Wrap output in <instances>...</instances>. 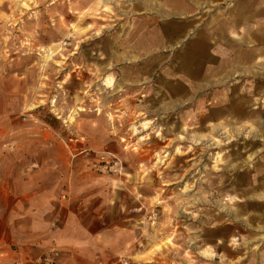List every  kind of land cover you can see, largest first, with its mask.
<instances>
[{
  "label": "rangeland",
  "instance_id": "obj_1",
  "mask_svg": "<svg viewBox=\"0 0 264 264\" xmlns=\"http://www.w3.org/2000/svg\"><path fill=\"white\" fill-rule=\"evenodd\" d=\"M241 1L0 0V188L126 231L104 264H264V41L217 29Z\"/></svg>",
  "mask_w": 264,
  "mask_h": 264
},
{
  "label": "crops",
  "instance_id": "obj_2",
  "mask_svg": "<svg viewBox=\"0 0 264 264\" xmlns=\"http://www.w3.org/2000/svg\"><path fill=\"white\" fill-rule=\"evenodd\" d=\"M235 5L229 20L220 24L218 31L223 32V25L230 24L234 28L244 24L246 34L252 37L256 34L257 39L264 41V0H242ZM135 19L132 20L134 25ZM255 23L260 27L253 28ZM136 31L140 29H133L132 34ZM138 43L140 41L135 42L133 47ZM151 45L152 42H148L139 46L149 48ZM249 53L245 54L246 61L249 60ZM214 54L213 66L204 67L209 74L221 71L218 54ZM184 56L180 57L175 69L177 77L190 64ZM189 60L197 61L194 58ZM155 62L153 56L145 65L151 69ZM168 72H171L168 68L163 72L165 82ZM25 182L32 187L21 193L14 191V178L6 177L1 182L4 187L0 188V199L6 201V206L0 210V264L26 263L42 255L54 256L56 264H104L107 252L116 256L131 243L126 231H117L115 226L103 227L102 222L93 226L91 218L79 210L77 203L70 204V199L64 200L65 196L54 200L38 182L31 183L29 179Z\"/></svg>",
  "mask_w": 264,
  "mask_h": 264
},
{
  "label": "built area",
  "instance_id": "obj_3",
  "mask_svg": "<svg viewBox=\"0 0 264 264\" xmlns=\"http://www.w3.org/2000/svg\"><path fill=\"white\" fill-rule=\"evenodd\" d=\"M15 264H56L55 257L52 255H42L28 260L26 263Z\"/></svg>",
  "mask_w": 264,
  "mask_h": 264
}]
</instances>
